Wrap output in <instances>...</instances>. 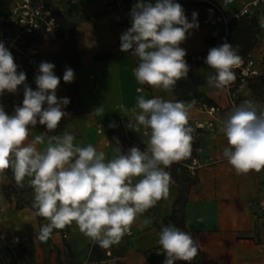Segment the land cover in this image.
I'll list each match as a JSON object with an SVG mask.
<instances>
[{
    "label": "clouds",
    "instance_id": "1",
    "mask_svg": "<svg viewBox=\"0 0 264 264\" xmlns=\"http://www.w3.org/2000/svg\"><path fill=\"white\" fill-rule=\"evenodd\" d=\"M231 2L222 0V5L227 9ZM259 2L254 0V4ZM197 17L193 11L190 22L176 0H136L130 11L131 27L120 36V51L138 58L134 76L139 84L172 92L179 80L187 78V53L180 45L190 30L199 28ZM258 23L264 28V19ZM238 47L225 41L209 49L204 62L215 70L209 78L215 88L226 90L236 79L234 69L243 63ZM18 68L13 54L0 41V96L24 86L22 106H15L14 114H7L0 104V181L9 168L18 187H24L28 178L34 191V214L49 221L41 227L39 240L45 241L53 229H64L75 222L79 231L99 247L118 245L144 212L169 197L172 176L166 169L191 158L195 131L189 125L192 105L138 96L136 108L131 110L134 120L129 119L126 127L136 132L141 126L150 130L143 141L146 149L133 146L124 153L118 138H114L116 155L106 159L105 153L93 145L75 143L76 137L67 131L48 136L46 141L45 135H37L29 142L30 128L37 123L46 126V132L58 128L68 115L63 109L70 99L57 96L60 78L54 73L53 63L39 64L35 90ZM74 78V70L66 68L63 81L71 83ZM96 113L103 115V108H97ZM221 125L228 143L223 156L236 173L264 169V107L254 100H244L233 106ZM116 126L115 122L109 125ZM45 143L39 150L37 145ZM134 178L139 179L134 183ZM149 223L144 219L145 226ZM158 244L166 256L164 264H190L198 254L192 234L171 223L161 229Z\"/></svg>",
    "mask_w": 264,
    "mask_h": 264
},
{
    "label": "crops",
    "instance_id": "2",
    "mask_svg": "<svg viewBox=\"0 0 264 264\" xmlns=\"http://www.w3.org/2000/svg\"><path fill=\"white\" fill-rule=\"evenodd\" d=\"M19 0H0V13L9 12ZM100 0H72L58 4L57 10L69 21L75 23L74 37L79 53L80 66L74 70V81L79 85L78 105L68 111L54 132H46V126L37 123L30 128L29 142L37 135H61L65 131L76 137L75 143L81 146L93 145L97 151H103L106 159L115 157L116 139L122 152L127 153L133 143L146 147L150 135L149 129L141 126L140 132L126 127L133 119L131 110L136 108L137 97L145 99L161 97L175 102V92H165L159 88L139 84L134 76L138 58L120 51V35L113 26V20L106 15H97L94 21L89 17L95 14V7ZM250 0H232L229 9H238ZM191 22L193 11L197 9L187 0H176ZM259 19H264V3L259 7ZM198 29L190 30L187 39L180 45L186 50L185 60L198 57L191 69L202 75L204 82L198 87L209 100V104L218 105L221 110L213 116L196 106L199 99H191L189 125L195 130L193 144L201 148V154L214 160L211 165L199 168L193 177L183 216L175 218L173 209L178 196V185L172 179L169 197L144 212L131 226L130 235H125L118 245L108 249L99 247L83 235L75 222L64 229H53L49 238L41 241L37 238L43 225L49 223L43 217L35 215L32 207L34 191L26 178V190L5 198L0 185V204L6 210L0 222V232L6 238L18 236V264H164L166 259L158 244L161 229L174 224L181 230L192 234L198 243V254L193 259L196 264H264V247L255 242L256 202L262 197L260 184L264 178V169L237 174L223 156L228 147L227 139L220 131L221 121L231 112L226 107L224 90L215 88L209 78L215 70L205 64L208 51L224 42L227 26L206 24L198 13ZM259 21V20H258ZM256 44L251 57L261 63L264 57V28L258 23ZM0 41L1 38H0ZM60 41L44 39L39 46L43 56L55 54ZM12 53V52H11ZM15 63L20 67V60L12 53ZM97 54L105 55L95 58ZM19 70V68H18ZM58 97H66L67 91L63 74L59 75ZM36 85L32 89H36ZM138 89L140 91H138ZM23 85L17 92H5L3 98L13 97L14 102H22ZM245 95L250 97L248 86ZM45 107V106H44ZM103 108V115H97L96 109ZM214 128L196 129V123L214 120ZM115 122L116 127H109ZM192 144V149L194 148ZM45 144L37 145L43 150ZM187 160L175 163H182ZM173 163V164H175ZM172 164V165H173ZM172 165L166 169L170 172ZM2 183H9L5 172ZM139 178H134V183ZM18 206L14 207V204ZM203 218L200 222V218ZM144 219L151 221L147 226ZM65 235V236H64ZM109 250L110 255L105 252ZM180 261H175L174 264Z\"/></svg>",
    "mask_w": 264,
    "mask_h": 264
},
{
    "label": "built area",
    "instance_id": "3",
    "mask_svg": "<svg viewBox=\"0 0 264 264\" xmlns=\"http://www.w3.org/2000/svg\"><path fill=\"white\" fill-rule=\"evenodd\" d=\"M63 1L72 0H19L9 12L3 13L2 19L5 24L0 26V38L5 47L18 56L26 73V83L31 87L36 85L35 76L38 74L39 64L43 62L42 55L39 52L40 43L42 40L47 39V34H52L58 28L59 23L53 11ZM187 1L197 9L204 23L226 26L231 21L240 20L256 10L259 11V7L264 3V0H260L259 4H254V0H250L243 3L238 9L231 11L229 5L227 9L223 7L222 0ZM132 6L127 0H100L95 7V14L89 17V21H94L97 15L109 16L113 20L114 28L121 36L124 31L131 27L130 11ZM242 57V65L234 69L236 79L224 90L226 107L230 111L233 106L251 99V97L245 95V89L254 78L261 74V63L256 58L249 55ZM199 59L198 57H191L188 60L189 65H193ZM196 106L211 116L221 110L218 105L207 104L203 101H198ZM214 121L215 119L205 123H196V129L205 127L212 129L214 128ZM133 146L142 151L146 149L145 146L137 143H133L131 147ZM192 151V156L185 165L191 175H194L199 168L211 165L214 162L213 159L202 156L199 146H195ZM260 190L263 195L256 202L255 242L264 247V178L261 181ZM5 210V206L0 204V222L3 219ZM0 241L10 250L11 255L17 259L20 238L18 236L6 238L0 232ZM105 253L110 255L109 250Z\"/></svg>",
    "mask_w": 264,
    "mask_h": 264
},
{
    "label": "trees",
    "instance_id": "4",
    "mask_svg": "<svg viewBox=\"0 0 264 264\" xmlns=\"http://www.w3.org/2000/svg\"><path fill=\"white\" fill-rule=\"evenodd\" d=\"M130 5H134L136 0H127ZM259 11H254L253 13L243 17L240 20L231 21L227 25V31L224 35V42L232 44L238 47V53L241 56H246L253 49L256 44V34L258 32V20ZM53 14L59 23L58 28L52 34H47V39L51 41H60L59 50L48 56H41V59L46 62L53 63L55 65L54 72L62 75L66 68L76 69L80 66L79 53L76 47L74 29L75 23L67 20L62 13L55 9ZM3 13H0V17L3 18ZM4 22V21H3ZM0 22V26L4 25ZM223 42V43H224ZM222 44V43H221ZM105 55L97 54L95 58H102ZM189 65V62L186 61ZM18 71H24L23 64L20 62V67ZM204 82L202 75L191 69L189 65V72L187 78H183L177 82L174 88L176 95L175 101H183L184 103L190 101L191 99H199L207 104L210 100L199 91L198 87ZM67 95L66 97L70 99V103L66 106L68 111H74L78 105V91L79 85L77 82L73 81L71 83L65 84ZM24 89V87H23ZM0 104L3 105L4 110L7 114H14L15 106H22V102H14L13 97H9L4 103V99L0 96ZM47 105H45L46 107ZM196 146V143L193 144ZM193 152V151H192ZM187 161L182 163H175L170 169L172 179L178 185V196L175 201L173 215L175 218H180L183 216L184 206L188 199L189 190L192 184L195 183L196 178L193 177L188 169L186 168ZM6 177L10 180L9 183L1 184V190L5 198H10V193H18L26 190V180L24 182V187H18L12 170L9 168L5 170ZM21 207V206H17ZM18 264L16 258H14L10 250L3 244H0V264L5 263ZM176 264H189L187 261H180ZM190 264H196L193 260Z\"/></svg>",
    "mask_w": 264,
    "mask_h": 264
},
{
    "label": "rangeland",
    "instance_id": "5",
    "mask_svg": "<svg viewBox=\"0 0 264 264\" xmlns=\"http://www.w3.org/2000/svg\"><path fill=\"white\" fill-rule=\"evenodd\" d=\"M0 22H3V19L0 17ZM59 50V49H58ZM253 50V49H252ZM252 50L248 53V55H251ZM49 57V55H48ZM249 93L252 100L256 101L261 107H264V57L261 59V74L254 78L249 84ZM4 103L7 101L8 98H3ZM2 184V181H0V185ZM15 193H10L11 195H14ZM19 204H14V207L18 206ZM0 244H3L2 241H0ZM20 260L17 258V261ZM10 264V263H5Z\"/></svg>",
    "mask_w": 264,
    "mask_h": 264
}]
</instances>
